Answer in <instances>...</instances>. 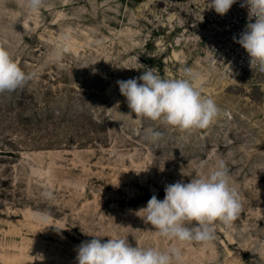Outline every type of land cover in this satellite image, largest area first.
Masks as SVG:
<instances>
[{
  "label": "rangeland",
  "instance_id": "374dc122",
  "mask_svg": "<svg viewBox=\"0 0 264 264\" xmlns=\"http://www.w3.org/2000/svg\"><path fill=\"white\" fill-rule=\"evenodd\" d=\"M206 7L43 0L32 13L25 0H0V43L31 74L0 94V264H76L77 246L93 236L177 246L183 264H264V72L229 74L209 57L199 34ZM143 65L166 79L182 78L185 66L200 72L219 117L189 133L129 116L116 81ZM149 128L163 138L150 142ZM221 159L242 204L232 227L216 223L207 245L158 236L139 209Z\"/></svg>",
  "mask_w": 264,
  "mask_h": 264
},
{
  "label": "clouds",
  "instance_id": "9594fccd",
  "mask_svg": "<svg viewBox=\"0 0 264 264\" xmlns=\"http://www.w3.org/2000/svg\"><path fill=\"white\" fill-rule=\"evenodd\" d=\"M237 0H210L208 9L224 16ZM26 7L37 13L43 0H25ZM247 8L249 20L239 37L233 36L248 54L251 69L264 72V0H241ZM254 18V22H252ZM203 20V17L201 21ZM95 72V69L93 70ZM31 79L10 52L0 43V94L13 92ZM202 74L191 67L183 68L182 78H163L153 67L143 65L142 74L127 80H117L120 94L135 118L159 121L161 124L192 132L210 127L220 115L215 101L202 95L199 86ZM147 139L157 142L163 133L147 129ZM203 169L205 164L202 162ZM163 200L154 194L147 201L141 217L151 224L157 235L179 244H211L215 238V224L231 228L242 210L239 192L231 184V177L223 159L206 174L190 182L177 181L165 186ZM51 199V191L44 193ZM39 223H47V213H34ZM195 226H190V225ZM77 246L76 264H183L182 249L172 246L161 251L156 248L133 247L127 238L109 237L102 241L97 236Z\"/></svg>",
  "mask_w": 264,
  "mask_h": 264
},
{
  "label": "built area",
  "instance_id": "2783aa9c",
  "mask_svg": "<svg viewBox=\"0 0 264 264\" xmlns=\"http://www.w3.org/2000/svg\"><path fill=\"white\" fill-rule=\"evenodd\" d=\"M203 2L207 7L199 34L209 57L229 74L252 70L248 54L233 40V36L239 37L249 20L247 8H242L241 0H237L227 14L220 16L214 9H208L210 0Z\"/></svg>",
  "mask_w": 264,
  "mask_h": 264
}]
</instances>
